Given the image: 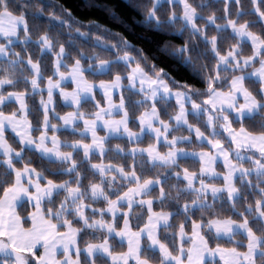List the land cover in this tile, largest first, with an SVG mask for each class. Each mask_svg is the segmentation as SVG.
<instances>
[{"label": "snow or ice", "instance_id": "6c2138e0", "mask_svg": "<svg viewBox=\"0 0 264 264\" xmlns=\"http://www.w3.org/2000/svg\"><path fill=\"white\" fill-rule=\"evenodd\" d=\"M229 3L235 18L228 14ZM249 3L246 10L242 0H226L225 15L218 17L204 15L211 7L204 0H132L149 28L179 25L190 39L179 47L164 44L158 56L149 57L122 35L115 43L97 36L100 52L76 49L73 57L36 23L46 8H55L48 13L51 20L73 30L76 18L69 9L38 0H0V64L7 65L0 67V264H206L209 257L210 264H264V0ZM168 5H178L179 12L173 7L162 18ZM102 7L115 18L114 5ZM252 14L256 20L244 19ZM257 23L259 33L252 30ZM89 27L98 29L95 22ZM74 31L89 35L79 27ZM196 36L199 42L191 39ZM30 45L38 57L52 56L51 75H45L40 58L33 60ZM160 57L190 69L204 87L176 80L154 62ZM19 83L24 90L6 89ZM57 92L74 110L56 111ZM30 94L41 96L42 119L35 124L29 119ZM169 100L175 101L171 112ZM86 104L91 111L82 110ZM50 114L62 124L52 123ZM189 115L205 131L190 123ZM130 120L139 131L129 127ZM60 127L79 132L80 139L62 140L55 134ZM98 128L107 134L99 135ZM181 129L188 135H176ZM8 130L16 138L11 143ZM114 134L137 145L145 136L152 142L128 149L133 162L125 167L103 159L113 151L107 143ZM193 136L200 151L178 147ZM114 151L125 149L116 145ZM137 154L147 159L138 163ZM189 156L197 159V169L181 166L180 158ZM218 161L223 171L217 170ZM173 177L176 183L167 184ZM28 202L33 211L22 217L17 207ZM98 203L102 206L95 207ZM167 206L175 210L165 211ZM181 216L182 222H170Z\"/></svg>", "mask_w": 264, "mask_h": 264}, {"label": "trees", "instance_id": "16d2710c", "mask_svg": "<svg viewBox=\"0 0 264 264\" xmlns=\"http://www.w3.org/2000/svg\"><path fill=\"white\" fill-rule=\"evenodd\" d=\"M39 3H43L45 5L47 4H61L65 8L69 9L73 16L76 18V21H82L83 24L77 23L76 21H73V30L69 29L68 25H64L63 28L57 27L59 24L58 21L51 20L50 15L48 13L56 11L55 8H46L45 15L41 16L36 23L40 25V33L42 34L43 32H48L50 36H53L55 38H58L60 43H64L66 50L71 51L73 57H76L77 52L76 49H80L82 51H97L100 52L101 48L97 46V39L96 37L99 36L102 41L105 42H111L115 43L116 40L119 38V36L125 37L132 45H134L136 48L143 49V51L149 56V57H155L158 56V49L161 48L164 44L170 43L176 47L182 46L185 42H187L190 37L187 32L181 33L178 28L179 25L177 26V29H164L160 30L159 28L153 26L152 28H149L146 23L143 22V14L140 11L135 10L131 4L132 0H38ZM205 3L211 4V7L206 9L204 11V15H209L211 13H215L218 17L225 15L224 13V8L226 5L225 0H204ZM164 4V3H162ZM94 5V6H93ZM102 5H114V13H115V18H113V15L109 14L108 12L105 11V8L102 7ZM242 6L247 10L248 8L251 7L249 0H242ZM175 7L176 10L179 12V6L178 5H168L163 11L161 12V16L163 18L164 12H167L169 9ZM228 7V14L230 16L234 17V11H235V6L233 4H227ZM29 19V25L30 27L32 26V18L31 16L28 17ZM245 20L253 21L256 20L255 14L252 15H245L244 16ZM90 22H95L96 25H98L97 30H91L89 27ZM218 22H223V21H218ZM75 27H79L82 32H89L88 36H81L79 33H76L74 31ZM108 30L107 32L105 31ZM252 30L254 32H261V27L260 24L257 23L252 27ZM230 31V29L228 30ZM110 34H115V35H110ZM210 34H216L215 32H211ZM36 37L34 36V39ZM191 39L195 40L196 42L200 41V37H192ZM227 47V43L224 45ZM14 48L16 51H21L23 55V49L19 45H14ZM28 51L32 53L33 55V60H36L37 58L41 59V65L42 68L47 66V70L45 71V75H51V64H52V56L45 53L43 57H38L37 51L35 50V45H30L28 47ZM250 51V48H246L245 52L248 54ZM103 54V53H102ZM3 58H0L2 60ZM161 67H164L166 70H168L176 80L184 83H191L194 84L197 88H203L204 85L202 82L198 81L197 79L193 78L192 71L190 69L186 68H181L178 67L175 62L172 59H168L165 57H160L159 59H156L154 61ZM70 64L71 61H68ZM0 67H7L6 64H0ZM19 74V72L17 73ZM25 75H28V72L25 71ZM91 78V77H90ZM99 79H109L110 77L107 76H99ZM127 83V81H125ZM26 87L25 84L19 83L16 85L14 88L11 86H6V89L8 91H22ZM125 97L126 100L128 96L130 95L129 91L125 89ZM40 99L41 96L38 94H30L27 97V103L29 105V119H32L33 123H36L37 118H41L40 115ZM44 99H46V92L44 93ZM133 99H139V96L133 97ZM199 102V101H198ZM170 105H173L172 109H169V111H173L175 107V101L169 100L167 102ZM18 105L14 104L12 105V109L14 110ZM158 107L163 108V104H158ZM8 109H6L7 111ZM74 110L71 106H68L64 104L60 98H56V111L60 115H64L68 111ZM84 111H91L92 110V105L91 104H86L83 105ZM139 115V111L136 113ZM234 115V114H233ZM52 116V123L60 125L61 122L55 118L54 114H51ZM167 119V117H164ZM189 122L201 127L202 131H205V128L202 123L198 122L196 119L193 118V116L189 115L188 117ZM234 127L237 129L240 127L239 124H236L234 122L233 124ZM245 127H250L248 121H245L244 123ZM129 127L133 131H139V128L137 127V123L135 121H131L129 123ZM101 135H103L104 131L100 130L99 132ZM52 134V133H50ZM62 140H76L80 139V134L79 132L73 133L72 130L70 129H60L56 133ZM176 135H188V132L184 129H181L180 132H177ZM226 135V134H225ZM7 136L9 137V142H13L15 140V136L12 133H7ZM90 137H87L85 139V142H89ZM152 140L150 137L145 136L141 139V141L138 143L130 141L127 137L125 136H120V137H112L109 138V141L107 143V147L113 149V151H110L107 153V155L103 158L105 162L111 161L112 163L116 164H123L125 167L130 165L133 162V158L130 154H128L127 150L132 148V147H147L149 143H151ZM116 145H120L121 148L125 149L124 153L117 154L114 149ZM17 146L18 145H14ZM225 146L227 147V142H225ZM178 147H182L185 150H191L198 152L201 150V145L199 141H196L195 137L193 136L192 141L189 142H183L178 145ZM161 151H165L166 149L161 148ZM205 150H208L205 148ZM36 155H39L38 153ZM136 161L139 163L141 159L146 160V154L142 157L140 154H137L135 157ZM35 161V157H34ZM93 162H99L96 157H93ZM180 164L182 167H188L190 170H195L198 168V162L195 157H187V158H181L180 159ZM19 166V165H17ZM245 166H248L247 164ZM146 168H151L150 164L145 165ZM217 170L218 171H223L222 164L219 163L217 165ZM138 172H140V169H137ZM162 171V170H160ZM146 175L151 176L153 173L152 172H146ZM50 178H55V177H50ZM63 179H69L68 176H64ZM176 183L175 178L173 177L172 179L167 181V184H174ZM215 183L217 185L220 184V179L217 178L215 180ZM167 184L165 185L166 190H167ZM239 186V183L237 184ZM156 193H153V196H155ZM173 195H175L173 191ZM253 199L252 196L248 197L249 202H251ZM183 202V201H182ZM95 207H101V204H96L94 205ZM155 210H160L158 207V204L154 203L153 205ZM30 206L25 203L19 207V213L22 217H26L28 213L30 212ZM165 211H174L175 209L172 206H167ZM195 211V210H193ZM199 213L197 212L196 215L193 216V218H197ZM107 218V217H106ZM183 221V217L173 218L174 223H180ZM29 224L26 222L25 227H28ZM186 230H187V225H186ZM175 231V229L170 230L169 233L167 234L168 236H171V232ZM91 238V237H89ZM161 238L164 239V234H161ZM239 238V237H238ZM171 246V245H170ZM117 250H125V249H120L117 248ZM210 264V260L206 263Z\"/></svg>", "mask_w": 264, "mask_h": 264}, {"label": "rangeland", "instance_id": "374dc122", "mask_svg": "<svg viewBox=\"0 0 264 264\" xmlns=\"http://www.w3.org/2000/svg\"><path fill=\"white\" fill-rule=\"evenodd\" d=\"M226 1V0H225ZM161 3H165V0H161ZM70 90V89H69ZM46 92V91H45ZM56 98H60L59 97V94H58V92L57 93H55L54 94V100H55V102H56ZM46 99H47V96H46ZM45 99V100H46ZM61 99V98H60ZM97 99H100V94H99V92L97 93ZM114 99H117V102H118V97H114ZM61 101H62V99H61ZM174 101V100H173ZM63 102V101H62ZM102 103H103V101H102ZM69 106V105H68ZM116 118L118 119L119 118V116H116ZM105 130V131H104ZM103 131H104V133H103V135H101L100 133H99V135H101V136H104V135H106L107 134V131H106V129H103ZM100 132V131H99ZM114 135H116V134H114ZM113 136V135H112ZM117 137H120L121 135H119V134H117L116 135ZM90 137V136H89ZM125 137H127V136H125ZM143 138V137H142ZM186 151H188V152H195V151H191V150H186ZM192 157V156H191ZM30 207H31V211L33 210V208H32V204L30 203V202H28L27 203ZM20 206V205H19ZM118 239V238H117ZM211 261V258L209 257L207 260H206V263L208 262V261Z\"/></svg>", "mask_w": 264, "mask_h": 264}, {"label": "crops", "instance_id": "0c3cea01", "mask_svg": "<svg viewBox=\"0 0 264 264\" xmlns=\"http://www.w3.org/2000/svg\"><path fill=\"white\" fill-rule=\"evenodd\" d=\"M50 116H51V114H50ZM51 117H52V116H51ZM60 122H61V124H62V121H60ZM62 128H63V129H70V130H71V128H67V127H60L59 130L62 129ZM100 130H103V129H102V128H98V134H99V131H100ZM104 131H105V130H104ZM7 133H12V132H11V130H8ZM12 134H13V133H12ZM49 134H50V133H49ZM13 135H14V134H13ZM50 135H51V134H50ZM116 135H117V134H116ZM116 135L110 136V138H112V137H117ZM141 139H142V138H141ZM190 157H191V156H190ZM181 158H184V157H181ZM181 158H180V159H181ZM219 163H221V162L218 161V162H217V165H218ZM20 206H21V205H20ZM20 206L18 205V207H17V211H18V212H19V207H20ZM30 209H31V207H30ZM32 211H33V210H32ZM30 212H31V210H30ZM30 212H29V213H30Z\"/></svg>", "mask_w": 264, "mask_h": 264}]
</instances>
